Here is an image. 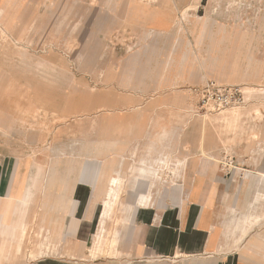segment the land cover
<instances>
[{
  "label": "rangeland",
  "instance_id": "obj_1",
  "mask_svg": "<svg viewBox=\"0 0 264 264\" xmlns=\"http://www.w3.org/2000/svg\"><path fill=\"white\" fill-rule=\"evenodd\" d=\"M208 80L249 87L253 102L197 113L191 89ZM0 103L29 114L32 133L11 139L35 173L77 162L100 172L106 192L124 171L106 254L136 203L140 166L163 161L153 197L164 199L182 189L184 167L206 158L220 128L251 129L239 123L255 113L264 120V0H0ZM37 211L31 220L41 224ZM57 237L48 256L67 254ZM42 242L34 230L19 257L42 255Z\"/></svg>",
  "mask_w": 264,
  "mask_h": 264
},
{
  "label": "crops",
  "instance_id": "obj_2",
  "mask_svg": "<svg viewBox=\"0 0 264 264\" xmlns=\"http://www.w3.org/2000/svg\"><path fill=\"white\" fill-rule=\"evenodd\" d=\"M0 113V264H264V120L256 113L239 123L251 129H219L206 158L184 167L178 193L135 205L106 254L90 249L108 190L96 181L100 172L56 161L35 173L11 139L32 133L29 114L20 118L17 103H0ZM37 208L41 224L31 220ZM34 230L49 246L34 259L19 257L18 245ZM54 233L67 254L48 256Z\"/></svg>",
  "mask_w": 264,
  "mask_h": 264
},
{
  "label": "bare ground",
  "instance_id": "obj_3",
  "mask_svg": "<svg viewBox=\"0 0 264 264\" xmlns=\"http://www.w3.org/2000/svg\"><path fill=\"white\" fill-rule=\"evenodd\" d=\"M212 32V31H211ZM162 162L157 159L158 167L154 162L143 164L137 170L135 176V186L133 187L136 192V203L128 205V212L134 209L135 205H147L153 196V187L156 186V179L160 178L159 168H162ZM117 175L111 176L110 184L106 193L103 211L100 218L99 232L96 234L94 245L90 248L93 251H102L107 242L108 223L115 214L116 203L121 197V191L124 185L123 170L116 169ZM142 187V188H141ZM50 249V248H49Z\"/></svg>",
  "mask_w": 264,
  "mask_h": 264
},
{
  "label": "built area",
  "instance_id": "obj_4",
  "mask_svg": "<svg viewBox=\"0 0 264 264\" xmlns=\"http://www.w3.org/2000/svg\"><path fill=\"white\" fill-rule=\"evenodd\" d=\"M191 93L197 100L195 110L206 116L249 106L255 94L249 87L219 83L215 80H208L200 86L193 87Z\"/></svg>",
  "mask_w": 264,
  "mask_h": 264
}]
</instances>
